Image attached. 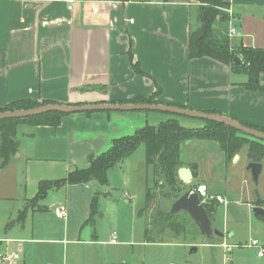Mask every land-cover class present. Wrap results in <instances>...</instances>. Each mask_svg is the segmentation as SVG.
<instances>
[{
	"label": "crops",
	"instance_id": "1",
	"mask_svg": "<svg viewBox=\"0 0 264 264\" xmlns=\"http://www.w3.org/2000/svg\"><path fill=\"white\" fill-rule=\"evenodd\" d=\"M200 5L197 0H0V108L21 98L86 104L127 101L159 90L156 99L165 104L217 110L241 123L264 128V91L248 89L247 74L209 56L190 57L189 37L200 26ZM230 7L239 28V35L229 36L232 48H264V0H230ZM135 63L142 72L134 68ZM260 82L264 86V72ZM88 85L104 88L81 89ZM153 119L165 118L156 115ZM147 124L146 114L129 111L72 113L64 116L59 126L19 124V152L0 166V200L20 199L18 208L6 210L0 219L5 227V236L0 230V264H6L4 255L14 252H19L20 258L12 264H29L28 257L39 250L63 252L62 264H146V248L153 241L148 239L147 222L140 223V211L146 204V161V168L135 177L133 168H110L106 185L92 180L51 189L45 197L55 191V215L61 205L67 207L66 218L57 216L64 220L62 228L37 223L31 237L25 230L21 238H8L7 231L17 226L26 229L30 216L38 219L48 209L41 203L45 197L28 205L42 180L61 179L89 166L114 139L131 135ZM217 145L218 153L204 149L192 165L208 193L221 195L226 201V191L214 190V181L221 176L218 168L227 165ZM237 154V162H250L242 150ZM20 161L24 167L16 168ZM221 178L226 181L225 176ZM116 185L123 188L120 199L109 198ZM137 189L144 200L131 208L138 197ZM96 194L98 206L92 215ZM103 198L106 202L102 208ZM257 201L255 205L262 206ZM222 204L219 201L213 211L212 224L225 235L217 236V241L213 238L212 245L230 247L227 237L235 233L230 235L220 222ZM108 213L114 215L112 231L105 222ZM10 222L13 224L8 227ZM114 233L117 240L112 242ZM192 245L197 247L192 252H197L199 244ZM257 252L264 257L259 248Z\"/></svg>",
	"mask_w": 264,
	"mask_h": 264
},
{
	"label": "trees",
	"instance_id": "2",
	"mask_svg": "<svg viewBox=\"0 0 264 264\" xmlns=\"http://www.w3.org/2000/svg\"><path fill=\"white\" fill-rule=\"evenodd\" d=\"M130 1V0H119ZM201 3L198 11V20L200 26L190 32L189 37V55L191 58L209 56L224 62L237 72H243L248 75L245 86L250 90H263L264 86L260 82V75L264 72V48H252L239 45L236 49L232 48L231 38L229 37V25L231 16L227 9L230 7V0H197ZM240 59L238 63L236 58ZM134 68L142 72L138 64ZM103 85H88L82 90L103 89ZM157 93L146 96H137L132 100L119 102H149L163 103L156 99ZM116 102V101H110ZM46 103H55L52 100H37L32 98H21L13 100L0 108V112L14 111L19 109H28ZM170 105L179 104L166 103ZM205 112H217V110H204ZM93 111H86L91 114ZM68 114L61 112H50L38 116L27 118H11L0 120V166H5L10 159L19 152L20 144L17 138V126L19 124L31 125H50L59 126L64 116ZM201 127H187L183 125L176 117H170L158 124H147L138 129L135 133L113 140L112 146L102 154L91 159L90 165L84 168H77L69 172L64 178L56 180H42L39 183L37 195L31 201L39 202L45 197L51 189H59L69 184H85L92 180L98 181L102 185L109 183L108 170L116 164L130 157L141 145L145 147V161L147 165V189L146 204L140 211L144 214L151 202L158 193L163 192L166 186L169 193L163 192L164 196L172 194L175 200L183 193L179 186L183 184L178 176V170L182 167V149L183 144L192 139L215 140L220 144L225 154L226 160H232L233 157L244 147L248 146L247 155L250 161H264V141L251 137L235 128L224 123L204 120ZM245 124V123H243ZM250 127L264 131V128L245 124ZM194 177H196L197 168L192 165ZM153 183V186H151ZM195 187V190L197 189ZM203 200V198L201 197ZM208 214L212 220V213L219 205L217 198H208L203 201ZM257 205H260L257 202ZM98 206V195L92 200V215ZM29 207V206H28ZM27 208L22 213V218ZM170 210V209H169ZM158 209L152 219V224L161 225V229L171 228L174 232L179 231L175 223L176 218L182 212L170 214V211ZM187 213V212H186ZM13 222L7 224L9 227ZM199 229V228H198ZM148 232V225L146 228ZM200 232V230H199ZM151 239V238H149ZM151 241V240H150Z\"/></svg>",
	"mask_w": 264,
	"mask_h": 264
},
{
	"label": "rangeland",
	"instance_id": "3",
	"mask_svg": "<svg viewBox=\"0 0 264 264\" xmlns=\"http://www.w3.org/2000/svg\"><path fill=\"white\" fill-rule=\"evenodd\" d=\"M129 112L146 114V116H148V124H158L161 122L160 120L153 119V116L156 115L163 116L165 118L164 120H167L170 117H176L187 127H201L199 124H204L205 122L203 119L156 110H129ZM204 149L211 154H216L219 151L216 141L192 139L185 142L183 144L181 156L183 162L182 166L191 168L192 164L195 163L196 157L201 156ZM241 150L246 156L248 146H244ZM248 160H250L249 157ZM20 162L21 163L18 162L15 164L16 168L24 167V162ZM203 162L209 163L208 160L204 159ZM226 162V166L218 168V172H221V176H225L226 181L220 176L218 180L214 181L218 186H216L214 190L226 191L227 193L225 194L226 202L220 206L219 213L221 214V224H225L230 235L235 233L233 236L227 237L230 247L212 245L214 239H217V236L211 240L202 235L199 232L198 226L186 212L180 213L175 220L179 231L174 232L171 228L161 229V225L157 226L152 224L153 216L156 213L155 211L158 209L168 211L172 203L175 201L174 195H163V192L169 193V188L165 186L161 193V188L156 189V192H159L158 195H156L155 199L144 212L142 219H140V223L142 221L147 222L148 239L151 238L150 240H153L146 248V264H232L233 261L235 264H246L247 262L250 264H264V257H260L257 252L259 247L252 245V242L258 239L260 244L264 246V221L258 219L253 211V208L256 206L254 202L256 199L260 205L264 206V168L259 176V181L256 183L253 180L251 172L247 169L249 162L245 164L244 159L239 162H237V160H233L232 162L228 160ZM112 168H127L128 170L133 168L134 177L137 176L140 173V169L146 168L144 145H141L131 158L125 159L120 162L118 167ZM211 169L212 168H207V170ZM202 184H205L202 179L199 177H193L190 181L183 182L179 187L182 193H185ZM151 186H153V183H151ZM122 189L123 188L118 185L113 186L111 191L112 194H110L111 196L109 195V198L120 199V191H122ZM53 192L41 200V203L46 204L48 209L38 215V219H32L30 216L26 221V229L22 226L9 229L7 231L8 238L25 237V230L28 233L27 235L31 237L32 228L34 226L33 224L36 225L37 223L43 225L47 223L52 224L54 228H62L64 220L59 219L55 215V207L57 203L54 201L58 199L54 198L55 195L53 194L56 193ZM135 194L138 197L135 200V203H131V208L136 207V205L140 206L144 200V195H141L140 190L137 189ZM104 202L106 201L103 198L101 202L102 208ZM19 203V198L14 201L0 200V219H2L6 210H16ZM35 204L36 202L31 200L28 201L29 206ZM15 216L16 214H13L12 219ZM111 217L113 218L114 215L108 213V216L105 219L109 231H112L114 225L112 224ZM100 221L102 222V219H100ZM72 224L73 226L76 224V216L72 219ZM0 230L3 233V236H5V227L2 224V220H0ZM192 243L199 244L197 252H192ZM69 245L72 244L70 243ZM63 255V252L60 254L59 252L58 254H52L50 252L45 253L43 250H39L34 256L28 257L30 261L29 264H46L49 261H56L59 264H62V261L64 260Z\"/></svg>",
	"mask_w": 264,
	"mask_h": 264
},
{
	"label": "water",
	"instance_id": "4",
	"mask_svg": "<svg viewBox=\"0 0 264 264\" xmlns=\"http://www.w3.org/2000/svg\"><path fill=\"white\" fill-rule=\"evenodd\" d=\"M236 61L239 63L240 59L237 57ZM129 110H156L163 112H170L174 114L185 115L192 118H198L203 120H210L214 122L224 123L228 126L235 128L236 130L243 132L251 137L264 141V131L250 127L241 123L240 121L230 116L217 113V112H205L196 109H190L186 107H180L177 105H170L165 103H149V102H96L86 104H65V103H46L36 107L28 109H19L14 111L0 112L1 119L11 118H27L38 116L50 112H61L66 114H72L77 112L86 111H129ZM238 158L236 154L233 160ZM264 165L262 162L250 161L247 165V169L251 172L253 180L257 183L259 176L262 173ZM178 176L182 182H188L193 177V171L191 168L182 166L178 170ZM170 214L174 215L181 211H185L189 214L195 224L198 226L202 235L208 239H213L215 236L224 237L225 233L214 227L212 220L208 214L206 207L204 206L200 194L198 191L189 190L179 196L170 207ZM254 215L264 221V207L255 206L253 208ZM197 247L193 246L192 251H196Z\"/></svg>",
	"mask_w": 264,
	"mask_h": 264
},
{
	"label": "built area",
	"instance_id": "5",
	"mask_svg": "<svg viewBox=\"0 0 264 264\" xmlns=\"http://www.w3.org/2000/svg\"><path fill=\"white\" fill-rule=\"evenodd\" d=\"M227 11L229 12L230 16H231V20H230V25H229V36L233 37V36H237L239 35V28L234 24L233 21V10L231 7H229L227 9ZM195 191H198L200 194V197L203 198L202 202L205 201L208 198H217V200H219L222 203H225V199L221 196V195H211L208 193L207 191V187L206 185H200L197 189H195ZM67 207L65 205H61L59 208H57L56 210V214L58 217L60 218H66L67 217ZM117 240V236L114 233L112 235V242H115ZM252 245L258 246L259 247V254L262 256L264 254V246H262L259 242V240H254L252 242ZM20 258V253L19 252H14L11 255H4L2 257L3 261H5L6 264H12V262L14 260H17Z\"/></svg>",
	"mask_w": 264,
	"mask_h": 264
}]
</instances>
